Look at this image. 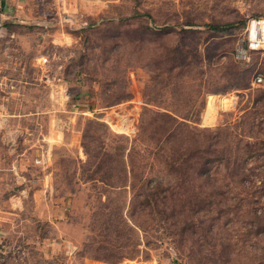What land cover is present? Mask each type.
<instances>
[{
    "label": "rangeland",
    "instance_id": "obj_1",
    "mask_svg": "<svg viewBox=\"0 0 264 264\" xmlns=\"http://www.w3.org/2000/svg\"><path fill=\"white\" fill-rule=\"evenodd\" d=\"M252 18L264 0H22L0 20V264H264V54L234 58ZM175 110L226 159L185 173L187 207L154 155ZM131 160L135 196L101 183Z\"/></svg>",
    "mask_w": 264,
    "mask_h": 264
},
{
    "label": "trees",
    "instance_id": "obj_2",
    "mask_svg": "<svg viewBox=\"0 0 264 264\" xmlns=\"http://www.w3.org/2000/svg\"><path fill=\"white\" fill-rule=\"evenodd\" d=\"M146 17H147V22H144V23H145V26H147V28L150 31L159 32V33L160 32L161 33L166 32V29H164V28L163 29H157V27L150 26L149 23L151 21V15H146ZM146 23H147V25H146ZM230 28H231V25H225V24H209V25H207V29H209L210 31H213V32H223V31L225 32ZM137 41H138V43H141V42L145 43V40H137ZM157 64H159L157 69L160 70L162 73L165 70H166V72H172L173 70L178 69V66L174 60H172V63H170V66L167 69H165V67L160 66V60L158 61ZM179 68L180 69H179V71H177V75L180 74V77L182 78V76L185 72L184 71L185 69L182 70L181 67H179ZM235 68H237V67H235ZM244 87H246V85ZM238 88H243V87H237V86L235 87L234 86L231 89L235 90ZM199 94H200V91H199ZM179 112L180 111L175 110L173 112L166 111L163 113V117L168 119V120H167V122H164L163 129L159 132V138H158V140H156V142H158L160 144H158L154 147V149H155L154 155L156 158H158V159L160 158L163 160L162 163L167 168V170L168 169L170 170V173L176 174L180 178V179H173V181L175 183L174 184L175 188H173V190L169 189L168 191L174 197L178 193L177 190H180L179 203L181 204V199L183 198L182 199L183 200L182 205H184V203H185L186 207H187V205L188 206L191 205L192 201H190V200L192 199L191 197H193V196H191V194H193V189H189L190 186L186 184L187 181H189V182L192 181V177L191 178L188 177L187 176L188 174H185V173L189 169L198 170V172H197L198 177L196 176L193 178L194 179L195 178L200 179L201 174H208V172L210 173L209 168H210L211 163L222 162V161L226 162V159L220 161V159H219L220 155L216 156L215 154H213V152L215 150V148H214L215 145L221 144L220 142H218L217 138L214 136L215 133L212 134L211 129L206 128L204 130H198L199 128L195 127L197 134L196 135H194V134L188 135L185 131L186 125L184 124V122L187 121L186 120L187 118L181 112L180 113ZM200 113L201 112L199 110H196L197 117H200ZM158 117H160V116L158 115ZM179 127H181V128H179ZM204 131L208 133V136L206 137L204 142H200L201 135L205 134ZM162 138L165 141L169 142V144L167 145V143H166V145H163ZM211 140H212V142H211ZM140 142L142 143V140H140ZM149 143L154 144L153 141H149ZM224 149L227 152V148L224 147L223 150ZM133 164H134V162L131 160L129 164L123 165V172H124V176H125L123 181H121V179L119 181L117 179L112 180V181L109 179H104V180H101V183H103L104 186L111 188L112 190H119V189L120 190L121 189L127 190V189H129L128 194L129 195L134 194V196H135L136 193L134 191H132V187H133L132 184H133L134 180L131 179L132 174L134 173L133 167L135 166ZM131 165H132V167H131ZM196 166L198 168H195ZM130 168H132L131 171H130ZM120 169H122V167ZM189 176H190V174H189ZM211 177L212 176L209 177V175H208L207 181L205 182V184L211 185V182H212L211 187L213 188V186H214L213 181L215 182V180L214 179H212L213 181L209 180V179H211ZM143 178H145V177L143 176ZM143 180L140 179V181H142L143 186L145 188V194H144L145 197H149V196H152L154 194H158L159 192L164 191V188H163V186L159 180H154L153 185H150V183H149L150 180H146V179H143ZM152 180H151V183H152ZM169 186H170V184H169ZM169 188H171V187H169ZM193 188H194V186H193ZM213 190H214V188H213ZM195 204L199 205L200 202L195 201ZM179 207L181 209L180 205H179ZM181 210H183V209H181ZM193 214H196V213L193 212ZM257 219H258V217H257ZM260 224H261V227H264V218H262L260 220ZM189 226L192 227L191 225H189ZM260 235L264 238V230L263 229L260 230Z\"/></svg>",
    "mask_w": 264,
    "mask_h": 264
},
{
    "label": "built area",
    "instance_id": "obj_3",
    "mask_svg": "<svg viewBox=\"0 0 264 264\" xmlns=\"http://www.w3.org/2000/svg\"><path fill=\"white\" fill-rule=\"evenodd\" d=\"M251 53L264 54V18H252L247 21L243 42L236 47L234 57L237 61L244 62ZM261 81V77L256 76L253 85H258Z\"/></svg>",
    "mask_w": 264,
    "mask_h": 264
},
{
    "label": "crops",
    "instance_id": "obj_4",
    "mask_svg": "<svg viewBox=\"0 0 264 264\" xmlns=\"http://www.w3.org/2000/svg\"><path fill=\"white\" fill-rule=\"evenodd\" d=\"M22 0H0V20L7 22L12 16V12L21 6ZM215 119V116L213 117ZM214 121V120H213ZM48 164V161H47Z\"/></svg>",
    "mask_w": 264,
    "mask_h": 264
}]
</instances>
